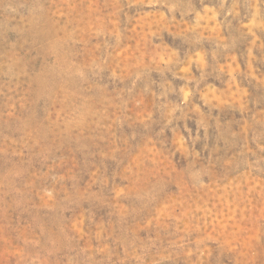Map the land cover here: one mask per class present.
Here are the masks:
<instances>
[{
    "label": "rangeland",
    "instance_id": "obj_1",
    "mask_svg": "<svg viewBox=\"0 0 264 264\" xmlns=\"http://www.w3.org/2000/svg\"><path fill=\"white\" fill-rule=\"evenodd\" d=\"M0 264H264V0H0Z\"/></svg>",
    "mask_w": 264,
    "mask_h": 264
}]
</instances>
